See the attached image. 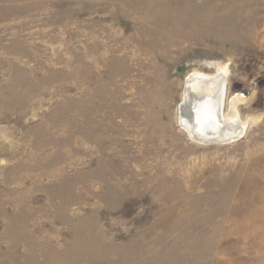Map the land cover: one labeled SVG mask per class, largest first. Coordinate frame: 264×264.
Segmentation results:
<instances>
[{
  "label": "rangeland",
  "instance_id": "obj_1",
  "mask_svg": "<svg viewBox=\"0 0 264 264\" xmlns=\"http://www.w3.org/2000/svg\"><path fill=\"white\" fill-rule=\"evenodd\" d=\"M224 67L247 133L204 145ZM0 264H264V0H0Z\"/></svg>",
  "mask_w": 264,
  "mask_h": 264
},
{
  "label": "bare ground",
  "instance_id": "obj_2",
  "mask_svg": "<svg viewBox=\"0 0 264 264\" xmlns=\"http://www.w3.org/2000/svg\"><path fill=\"white\" fill-rule=\"evenodd\" d=\"M227 76V67L220 68L213 76L198 72L188 76L180 121L192 140L204 145H228L247 133V123L239 118L236 110L237 99L232 102L230 113L224 112Z\"/></svg>",
  "mask_w": 264,
  "mask_h": 264
},
{
  "label": "water",
  "instance_id": "obj_3",
  "mask_svg": "<svg viewBox=\"0 0 264 264\" xmlns=\"http://www.w3.org/2000/svg\"><path fill=\"white\" fill-rule=\"evenodd\" d=\"M183 104H185V103H183ZM183 104H181V106H180V112H181V114H182V110H183L182 108L185 106V105H183ZM181 114H180V115H181Z\"/></svg>",
  "mask_w": 264,
  "mask_h": 264
}]
</instances>
